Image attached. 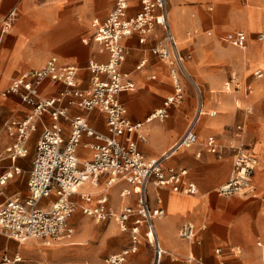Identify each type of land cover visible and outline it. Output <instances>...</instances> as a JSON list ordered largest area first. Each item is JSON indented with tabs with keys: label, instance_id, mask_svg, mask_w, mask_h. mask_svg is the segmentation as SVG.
<instances>
[{
	"label": "crops",
	"instance_id": "1",
	"mask_svg": "<svg viewBox=\"0 0 264 264\" xmlns=\"http://www.w3.org/2000/svg\"><path fill=\"white\" fill-rule=\"evenodd\" d=\"M226 2L168 1V21L179 42L180 51L186 57L185 68L188 76H179L183 87V101L177 106L171 105L167 108L169 114L167 119H148L156 110L163 108L165 100L175 92L170 66L152 52V48L163 36L161 27L157 26L143 45L140 44L138 34L123 39L122 43L128 54L120 70L129 75V79L135 83V89L124 91L120 95V100L127 108L128 117L132 122L143 124L141 130L145 135V141L138 143L140 150L148 158L160 157L167 152L183 135L200 106L202 114L196 124L199 140L202 141L209 134H214L223 144V138L218 135L222 136L225 132L230 138H234L237 133V127L231 130L228 127L240 119V115L234 114L236 105H239L235 101L238 99L246 104L253 103L257 108L258 118L256 126L251 128L250 132L257 135L258 142L255 151L252 152L253 149L249 148L245 150L251 151L260 162L261 171L257 173L262 172V175H255L254 182L256 190L263 192L264 109L261 106L264 105V42L258 41L257 35L261 32L259 27L262 28L264 24V0L252 2L237 0L240 12L235 5ZM114 4L115 0H0V21L5 20L14 8L19 10L18 18L11 29L3 35L0 29V110L2 111L0 112V176L6 172L12 173V177L3 187L0 204L12 197L27 199L30 171L35 156L33 148L36 150L37 142L45 128L53 125L49 114H44L37 123L38 128L31 134L26 144L28 154L12 161L7 153V147L11 145L13 137L5 130V124L11 119H26L31 116L34 109L24 102L20 95L6 93V90L14 79L42 67L54 56H57L62 63L79 67L78 83L83 89L89 88L93 75L86 68L88 62L95 60L103 63L108 60V54L101 52L99 45L93 39V20L105 19ZM130 5L128 15L134 16L141 9L140 0H131ZM237 27L238 31L247 34L246 50L230 45L224 40L225 37L221 38L225 32L226 35L237 32V30L229 31ZM223 42L230 46L221 44ZM143 60H146L145 65L138 69ZM258 71L263 73L261 78L254 76ZM230 81L234 92L239 87L237 82H242L246 87L250 86L252 88L250 98L245 99L240 91L234 95L231 88L228 90L226 84ZM188 84L192 86L190 90H187ZM65 87L64 82L45 80L40 87V93L42 97H52ZM221 87L225 88L223 91L225 93L222 92L224 95L221 92H219L221 95L212 93L220 90ZM68 110L69 117L87 116L92 128L99 132H108L106 115L103 111L95 109L88 113L78 106H70ZM60 124L63 128L62 136L67 142L72 129L70 121L61 118ZM95 143L94 138L83 136L77 148L80 161H92L95 153L92 146ZM81 152H84V155ZM198 152L201 153L200 157L196 156ZM194 155L198 166L204 170L200 175L196 174V170L191 171L187 168L190 167V160ZM212 155L204 149V146L197 145L178 151L165 164L166 168L186 170L185 178L196 185V194L178 193L168 187H150L151 207H162L166 212L163 218L156 221L158 237L167 250L162 264H193L189 260L190 257L201 260L203 264H220L221 261L226 264H240V245L244 246L252 239L247 229L251 224V208L247 206L240 210V207H237L238 203L246 202L247 199L240 195L222 197L217 194L218 186L226 183L230 177V175L228 177L230 167L212 170L210 168ZM16 168L20 173H15ZM106 182L107 179L103 176L97 184L88 183L90 185L83 186L73 199L80 206L94 207L99 198L107 196V206L115 212H120L125 206H136L137 194L128 182L119 181L109 187ZM126 188L129 189V193L122 196ZM85 195L91 197L89 203L84 199ZM53 199L54 197L45 199L41 205L48 207ZM257 209V216L261 219L264 217V203ZM78 213H81L83 218L92 219L96 224L111 222L108 233L118 235L116 231L118 224L114 218L97 222L78 208L70 219V224L74 228L73 237L62 243L68 246L79 244L73 241L77 229L72 221ZM83 218L80 222H85ZM187 222H192L197 227L194 240H184L179 236L180 228ZM114 245L107 252L110 253L109 255L125 250L130 245V235L118 236ZM258 245L262 244L259 242ZM56 246L58 247L45 251L36 242H31L20 246L18 254L13 257H5L11 260L9 263L12 264L23 262V257L33 264L43 263L46 256L64 259V252L61 251L65 248ZM218 248L223 250L222 256L216 254ZM236 249L239 250V254L235 253ZM104 251L105 247L98 249L99 255ZM244 255L246 256L243 257L241 264H248L247 252ZM16 257L20 259L15 261ZM151 259L152 249L142 238L138 251L130 254L125 264H150Z\"/></svg>",
	"mask_w": 264,
	"mask_h": 264
},
{
	"label": "built area",
	"instance_id": "2",
	"mask_svg": "<svg viewBox=\"0 0 264 264\" xmlns=\"http://www.w3.org/2000/svg\"><path fill=\"white\" fill-rule=\"evenodd\" d=\"M168 1L140 0V11L134 16H129L131 0H115L112 11L105 19L93 20V39L99 45L100 51L108 54V60L103 63L95 60L88 62L86 68L93 75L89 88L83 89L78 83L80 68L60 62L57 56L49 58L42 67L22 74L12 81L6 93L20 95L34 110L31 116L24 120L11 119L5 124V130L13 137L11 145L7 147L11 160L15 161L28 154L26 144L44 114H49L53 125L45 128L37 142L27 199L12 197L0 204V229L8 238L21 243L36 239L45 245L67 242L74 234L70 219L80 208L83 214L97 222L114 218L120 230L129 233L130 245L121 253L109 255L108 264H125L127 257L138 251L142 238L152 249L150 264H162L167 250L158 237L156 221L163 218L166 212L162 207H151L149 190L151 186H156L168 187L174 192L187 195L197 193L196 185L185 178L186 170L166 168L165 164L178 151L199 144L196 124L202 114V107H199L198 113L183 135L167 152L160 157L148 158L140 150L138 143L145 141L141 130L143 124L132 122L128 117L127 108L120 100L124 91L135 89V83L129 79L128 74L121 72L120 68L128 54L122 43L123 39L138 34L140 44L143 45L155 28L161 27L163 36L152 48V52L170 66L175 92L165 100L164 107L156 110L148 119L165 120L169 116L167 108L182 103L183 87L179 76H188L185 68L186 57L182 55L179 42L168 21ZM15 11L16 8L5 20L0 21L2 35L11 29L15 21ZM224 40L234 47L247 49V34L244 31L230 32ZM257 40L264 42V31L257 35ZM145 63L146 60H143L137 68L140 69ZM254 76L261 78L263 73L258 71ZM45 80L64 82L66 87L56 96L42 97L40 87ZM231 86V81L226 84L228 90ZM245 93L251 95L252 88L247 86ZM70 106H78L88 113L95 109L103 111L108 132L103 133L92 128L87 116L69 117ZM61 118H67L71 124V135L67 142L62 136ZM242 130V126H237L236 135L239 136ZM84 135L96 141L92 146L95 152L92 161L82 162L77 156V148ZM203 146L207 152L214 155H219L224 149L215 136H208ZM235 152L234 169L228 181L216 190L222 197L243 195L251 190L258 159L243 146L235 148ZM196 156L200 157L201 153L198 152ZM15 173H20V170L16 168ZM103 176L107 179L108 187L119 181L128 182L137 194L136 206H125L120 212H115L108 208L107 196L99 198L94 207L80 206L73 199L81 187L88 183L97 184ZM11 177V172L0 176L1 196L3 187ZM128 193L129 189L126 188L122 196ZM51 197L54 199L50 201V206L43 207L42 201ZM84 199L89 203L91 197L85 195ZM196 235L197 227L192 222L185 223L179 230V236L184 240H194ZM216 254L222 256L223 250L218 248ZM18 259L20 258L16 257L14 260ZM189 260L194 264H203L195 257H190ZM4 261L11 262L7 257ZM220 264L226 263L221 261Z\"/></svg>",
	"mask_w": 264,
	"mask_h": 264
},
{
	"label": "rangeland",
	"instance_id": "3",
	"mask_svg": "<svg viewBox=\"0 0 264 264\" xmlns=\"http://www.w3.org/2000/svg\"><path fill=\"white\" fill-rule=\"evenodd\" d=\"M250 1L252 2L253 0H249V2ZM190 2H194V1H190ZM231 4L233 6L235 5L236 7L235 3H231ZM238 12H240V10H238ZM18 14H19V10L16 9L15 17H14L15 20L18 18ZM237 29L239 30V28L237 27L229 31H233ZM260 30L264 31V24L262 28L259 27V31ZM225 35H226V32L221 36V38H224ZM221 44L230 46L229 44L225 42ZM234 72L235 71H232V73ZM237 83L239 85L237 91L234 92L233 87L231 86V89H232V92H234V95H237L236 93L240 91V93L243 94V97L245 99H249L251 95L249 96L245 93L246 86H244L242 82L241 83L237 82ZM187 87H188L187 90L188 89L190 90L192 88L191 84H188ZM223 91H225V88L221 87L220 90L212 91V93H218V95H221L219 92L222 93ZM223 93L222 95H224ZM197 94H198V91H197ZM235 102L239 105H236V110L234 111V114L235 116L236 114L240 115V119L235 121L233 125H229L228 126L229 130L236 128L238 125H240L244 127L245 131L244 130L240 131L239 136L236 135L235 133L234 138H230L229 134L225 132L222 133V136L218 135V137H222L224 140L223 142L224 149L219 155H214V154L212 155L213 160L210 166L212 170H215V169L217 170L220 167L229 166L230 170H229L228 177L232 169H234L233 162H234V156L236 153L235 148H238L239 146L240 147L243 146L244 148H247V149L248 148L251 150L253 149L252 150L253 152L255 151L254 148L258 142L257 135L250 132L251 128L255 127L257 123L256 119L258 118V116H257L256 106L253 103L246 104L243 102V100L238 101V99ZM261 108L264 109V105L263 107L261 106ZM0 112L2 111L0 110ZM208 136H215V135L209 134ZM206 139L207 138L203 139L202 141L199 140L198 146L203 147V144ZM236 141L240 143H237ZM34 152H35V148H33V155H34ZM30 153L32 154V151H30ZM81 154L84 155V152H81ZM187 168L191 171L196 170V174L198 175L204 172L203 168L198 166V162H197V159H195V155L193 156V159L190 160V167L188 166ZM257 171H261L259 160H258L257 167L255 169V172H254V176L262 175V172L257 173ZM191 173H195V172H191ZM254 176L252 178V184H251L252 186H251L250 192H248L247 194L240 195V197L246 198L247 201L240 202L237 204V207H240V210L248 206L251 208L250 211L252 212L251 224L247 228L249 230V233L252 239L246 245L244 246L240 245V254H239L238 249L235 250V253L239 254L240 256V264L243 261V257L246 256L244 255L246 252L248 254L247 258H249L246 260L248 264L249 263L250 264H264V217L259 219L257 216L258 206L264 203V191L260 192L259 190H256ZM232 198H235V197H232ZM82 218H83L82 214L78 213L77 215L74 216L72 220L77 229V232H76V235L73 241H75V243L76 242L79 243L78 245H74V246H71V245L64 246L65 243H61V242L52 243V245H45L42 241H39V240L36 241V239L21 243V242H17L15 240L7 238L0 229V264H12V263H7L4 261L5 256H8L9 258L13 257L14 255L18 254L20 246L24 244H29L31 242H36L40 246V248H42L45 251L46 249H52L54 247H58L56 245H59V247L61 248H65L61 251V252H64L63 253L64 259L46 256V260L41 264H108L107 258L110 253H107V252L115 246L114 244L116 243V239L118 238V236L120 235L128 236L129 233L128 232L121 233L119 226L116 225V231L118 235H113V234L108 233V227L111 222L96 224L90 218H83L85 222H80L82 221L81 220ZM259 242L262 244L261 246L258 245ZM101 247H105V251L104 253L99 255L98 249H100ZM15 264H33V263L30 260L23 257V262H17Z\"/></svg>",
	"mask_w": 264,
	"mask_h": 264
},
{
	"label": "bare ground",
	"instance_id": "4",
	"mask_svg": "<svg viewBox=\"0 0 264 264\" xmlns=\"http://www.w3.org/2000/svg\"><path fill=\"white\" fill-rule=\"evenodd\" d=\"M221 1H227L226 3H228V2H230V3H235L236 4V8H238V10H240V7L238 6V3H237V0H221ZM221 9V8H220ZM214 10H215V8H214ZM217 10V9H216ZM219 11V10H218ZM221 11H223L222 9H221ZM250 96V95H249ZM200 117V116H199ZM201 118V117H200ZM199 124V123H198ZM84 162H86V161H84ZM86 185H90V184H85L84 186H86ZM82 188V187H81ZM80 188V189H81ZM79 189V190H80ZM51 245H52V243H51ZM71 245V244H70ZM64 246H68V244H65ZM19 260V259H18Z\"/></svg>",
	"mask_w": 264,
	"mask_h": 264
}]
</instances>
